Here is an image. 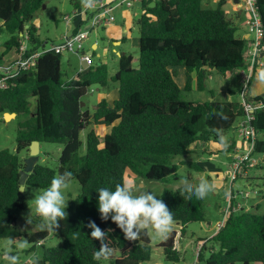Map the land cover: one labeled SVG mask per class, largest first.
<instances>
[{
  "label": "trees",
  "instance_id": "16d2710c",
  "mask_svg": "<svg viewBox=\"0 0 264 264\" xmlns=\"http://www.w3.org/2000/svg\"><path fill=\"white\" fill-rule=\"evenodd\" d=\"M45 1L0 0V31L9 34L0 63L8 52H12L8 61L12 60L24 43L27 52L45 45L47 40L40 37L32 22ZM225 1L217 0L214 7L206 8L202 0H143L136 21L140 34L138 56L134 59L130 53L121 54L114 73L105 63L95 62L86 68L81 66L74 77H68L61 67L63 53L47 51L37 58L33 68L19 70L6 80V86H0V119L5 112H14L18 118L15 150L0 149V238L23 236L29 245L27 250L33 251L49 234L57 235L62 243L46 248L36 259L38 264H101L103 259H94L100 242L90 236L91 220L109 233L112 256L107 260L111 264L150 260L148 231L144 229L136 241H129L111 220L102 221L96 190L114 188L125 180V173L151 181L177 178L178 164L172 161L175 156H184L181 164L200 171L203 168L195 159L185 158L232 152L235 140L229 132L245 114L240 100L219 101L212 91L210 100L182 98L194 79L197 89L203 90L214 71L225 76L247 66L244 54L250 39L247 43L237 35V27L226 16ZM256 1L264 25V0ZM75 20L73 32L88 22L84 17ZM82 51L76 54L81 57ZM179 67L185 71L183 88L175 79ZM1 75L4 72L0 71ZM255 75L254 71L246 98L264 101V94H249ZM113 84L118 96L112 102L102 99L93 110L81 105L91 86L108 89ZM254 115V155L260 161L252 168H264V107ZM97 125L108 131L99 135ZM221 135L228 140L226 149L221 146ZM33 140L61 144L58 165L53 168L37 161L23 177L25 164L20 153H28ZM248 168L244 165V172ZM64 171H72L71 179L80 184V192L67 203V218L60 221L56 232L39 229L25 233L16 223L25 208L20 185L46 189ZM182 186L164 188L158 198L164 195L175 209V222L183 233L188 223L205 221L206 216L202 199L186 197L180 191ZM261 198L264 201V190ZM34 220L40 223L39 217ZM175 235L172 231L159 243L166 259L174 261L179 259ZM197 258L200 264H264V211L260 212V203L249 210H233L231 205L223 224L202 244Z\"/></svg>",
  "mask_w": 264,
  "mask_h": 264
},
{
  "label": "rangeland",
  "instance_id": "374dc122",
  "mask_svg": "<svg viewBox=\"0 0 264 264\" xmlns=\"http://www.w3.org/2000/svg\"><path fill=\"white\" fill-rule=\"evenodd\" d=\"M83 0H46L39 11L34 15L32 22L37 27V33L43 40L50 42L55 40L58 37V34L65 29V23L63 17L66 14H71L73 5L76 2H82ZM202 6L206 8H212L215 6L213 0H202ZM230 4H226L225 8L229 9ZM1 26V25H0ZM134 36L139 35L138 29L135 27ZM9 38V34L5 31H0V54L5 50V42ZM94 33L91 31L89 33L88 40L83 45V50L88 51L90 42L93 41ZM106 51L102 52L101 51ZM129 52L133 57L138 56V47L131 46L129 47ZM94 58L96 61L105 60L108 61L111 67H117V57L116 62L114 59V54L111 52V43L107 38H103L99 41V48L94 51ZM12 57V52L6 53L2 58L3 62L8 61ZM94 59V60H95ZM136 63V62H135ZM61 67L67 73L68 77H74L81 67L80 54L65 52L61 56ZM239 72L237 70L231 71L230 78L225 79L222 75H219L214 71L213 76L217 80L216 85H212L210 82L206 85L205 89L199 90L193 84L191 89L188 91L182 92V98L188 101H204L209 100L211 91L214 94L216 100H240V86L241 82L238 79ZM175 79L178 85L183 88L184 80L182 75L185 73L182 72V69L175 70ZM258 82H255L256 80ZM239 81V84H238ZM255 82V83H254ZM254 83V85H253ZM240 85V86H239ZM254 86V92H260L264 90V79L254 77L251 87ZM239 87V91H238ZM98 90H102L97 85L91 86L87 93L82 98L83 103H85V108L93 110V106L98 101ZM229 90L232 93H229ZM228 91V92H227ZM30 105H34V100L30 99ZM18 118H7L4 120V117L0 119V149L7 148L10 151L15 150L16 146V130H17ZM237 124V123H236ZM235 124V125H236ZM92 126H89L86 131H88ZM97 132L99 135L104 134V130L96 126ZM108 129V128H107ZM233 129L229 132H233ZM62 145L58 143H42L40 146V152L37 155V161H41L44 164L49 165L50 167L55 168L58 165V157L61 151ZM82 154V153H81ZM24 159L28 156V153H20ZM80 155V154H79ZM255 157H259L256 156ZM190 159H195V156L188 157ZM184 159V156H175L172 161L178 164L177 178L169 176L162 181H151L141 178H136L130 176L128 173H125V180L132 179L135 180L138 184L142 185L141 190H151L157 197L162 193L164 188L167 189H176L177 187L183 185L185 177L190 178L193 182L198 183L201 177H204L209 180V182L215 185V190L210 193L206 198L202 199L203 209L206 216L205 221H193L187 224L185 231L182 233L180 230V225L175 222V228L172 231L176 232L174 245L179 253V259L174 261L166 259L165 254L163 253L162 248L159 246V243L165 240L167 237H162L156 233L152 226H148L146 230L148 231L150 237V244L152 246V254L150 260L143 261L140 264H200L198 262V251L201 249L203 243H207V239L215 233L216 226L220 225L224 220L225 215L228 212V208L232 205L238 210L240 207H243L247 210L252 208V204L260 203V212L264 211V201L261 199V190L255 187V192L257 194L256 198H251V195H248V191L252 190L253 186L248 183L246 174L242 172L238 175L232 183H230V176L228 175L226 169L220 170L218 172L209 173L208 169H205L204 172H200L189 167L186 164H181L180 161ZM217 158L210 159V163H215ZM25 164V162H24ZM245 169V168H244ZM204 170V168H203ZM248 177L253 176L255 173H264V168L250 167L247 170ZM23 177L26 174L23 168ZM211 174V175H210ZM225 180V182H224ZM22 191L23 200L25 208L17 216L16 223L19 227L25 231V233L34 232L39 229V222L35 221L34 218L38 217L35 213V198L37 195L42 193L45 189L39 187H25ZM263 190V189H262ZM80 192V184L76 179H71L70 187L66 192V199L68 201L71 198L77 196ZM232 192V195H231ZM231 200V204H230ZM68 203V202H67ZM241 203H244L242 205ZM240 206V207H238ZM30 219L32 220V225L27 223L26 217L30 214ZM40 220V218H39ZM62 243V238L57 235L49 234L46 239L35 245L33 251H28V243L26 239L21 236L18 238H0V264H8L6 255L8 253H14L19 257V264H28L26 262H33L35 259H40L42 253L46 248L57 246ZM117 252L114 251V256ZM101 264H111L109 260H102ZM239 264V263H237ZM259 264V263H254Z\"/></svg>",
  "mask_w": 264,
  "mask_h": 264
},
{
  "label": "clouds",
  "instance_id": "9594fccd",
  "mask_svg": "<svg viewBox=\"0 0 264 264\" xmlns=\"http://www.w3.org/2000/svg\"><path fill=\"white\" fill-rule=\"evenodd\" d=\"M261 76L264 77V73H261ZM220 143L223 148L228 147V140L223 135L220 136ZM72 176V171H64L55 176L50 186L36 196L35 213L40 218L39 227L42 230L56 232L60 228V221L67 218L66 192ZM142 187L135 180L128 179L116 184L114 188L101 187L96 190L100 219L115 223L129 241H136L148 226H152L162 237L169 236L175 228V209L164 195L158 198L151 190H141ZM24 190L27 189H21ZM214 190L215 185L204 177H201L198 183L185 177L180 191L188 198L195 196L197 199H204ZM30 216L31 211L26 220L32 225ZM88 227L91 229L90 236L100 242L94 259L107 260L112 256V248L108 244V231L102 230L91 220ZM6 259L8 264H19V257L14 253H8ZM33 264H38V261L34 259Z\"/></svg>",
  "mask_w": 264,
  "mask_h": 264
},
{
  "label": "built area",
  "instance_id": "2783aa9c",
  "mask_svg": "<svg viewBox=\"0 0 264 264\" xmlns=\"http://www.w3.org/2000/svg\"><path fill=\"white\" fill-rule=\"evenodd\" d=\"M142 1L143 0H83L79 9L75 8L71 14H66L63 17V20L70 26V29L62 32L55 42H45L42 48L30 52H27L29 48L27 44L24 43L19 46L12 60L0 63V71L4 72V75L0 76V86H6V80L16 75L19 70L33 68L36 65L37 58L44 52L77 53L78 51H82L83 45L86 40H88L91 31L103 28L114 20V15L112 13L113 8L122 4L131 8L134 4H139ZM238 2V7L248 13L250 47L244 54L247 66L245 69L240 70L242 87L239 94L245 114L235 126L237 136L243 142V149L235 154L232 163L228 166L227 173L230 176V182H232L238 174L244 172V165L252 167L260 161V158L254 155L257 132L252 122L255 118L254 112L264 107V101L252 102L247 100L245 95L251 75L257 68H261L264 65V25L256 0H238ZM83 17L86 18L88 22L83 27L73 32L71 23L76 21L75 18ZM28 37L29 34L25 31V38ZM82 52L81 59L85 62L87 67L93 65L94 59L91 43L88 51L83 50ZM244 174H246V172H244ZM234 209L236 208L234 207ZM222 224L223 221L220 225L216 226V230H218Z\"/></svg>",
  "mask_w": 264,
  "mask_h": 264
},
{
  "label": "crops",
  "instance_id": "0c3cea01",
  "mask_svg": "<svg viewBox=\"0 0 264 264\" xmlns=\"http://www.w3.org/2000/svg\"><path fill=\"white\" fill-rule=\"evenodd\" d=\"M104 1H106V0H104ZM213 1L216 2L217 0H213ZM238 3H239L238 0H226L225 4H224V9H225L227 18L237 27V35L239 37L246 39L247 43H249L250 35L248 33V13L246 11L240 9L238 7V5H239ZM80 4H81V2H76L73 5L72 11L75 8L79 9V7L81 6ZM226 4H230L229 9L225 8ZM112 13L114 15V20L109 25H107L103 28L93 30L95 39L93 41H91L90 43H91V49H92V54H93L94 51L99 48V41L103 38H107L109 40V42L111 43V52L114 54L113 60L115 62H116L115 59L117 57V67H118V57L121 54L130 53L129 47H131V46L138 47L139 46V40H140L139 35L140 34L137 35V37L134 36V33H133L134 30L133 29L135 27L138 29V25H137L136 21L141 16L142 10H141L140 4H138V3L134 4L131 8L126 7L124 4H122V5H119V6H116L115 8H113ZM76 22L77 21H75L74 23H71V27H73ZM69 29H70V26H68V24L65 23V29L62 30L58 34V36L62 32L69 30ZM138 32H139V29H138ZM249 47H250V43L247 46V50L249 49ZM102 52H106V51L103 50V51H101V53ZM136 58L137 57H134V59H136ZM93 59H95L94 56H93ZM80 61H83L81 59V57H80ZM95 62L97 64L102 62V63H105L106 65H108L111 74L117 70V67L116 68L111 67L109 62L105 61L103 59L100 61H96V59H95L94 63ZM245 64H247V61H245ZM179 68H181L182 72L185 73L184 68H182V67H179ZM179 68H177V69H179ZM238 72H239L238 79L241 82L240 70ZM261 73H264V69L257 68V70L255 71V74H256L255 77H257V78L259 77L261 79H264V77L261 76ZM75 75H76V73H74V76ZM230 75H231V72H228L223 77L225 79H228V78H230L229 77ZM182 78L185 81V75L184 76L182 75ZM208 81L213 86L217 84V80L213 75L209 77ZM239 81H238V84H239ZM258 81L259 80L257 79L255 82H258ZM193 83H194L193 85L197 88L195 79H194ZM254 83H253V85H254ZM238 91H239V87H238ZM230 93H232V91L229 90V93H227V95ZM249 94H250V96L254 97V96L259 95V94H264V90L260 91V92H256V91L254 92V86H253V87H251ZM117 96H118V90H117L116 85L113 84L108 89H102L101 91L98 90V97L97 98H98V101H100L102 99H106L108 102H112L113 100H115L117 98ZM227 100H229V99H227ZM221 101H224V100H221ZM96 104L93 106V108L96 106ZM83 105H85V103ZM97 126L100 127L101 129H103L104 133L108 131V129L102 125H97ZM97 129L98 128H96V126H95L96 131H97ZM230 136L235 140V146H234V149L232 150L231 153H225V154L221 153V154H217V155H213V156H207V157H204V156L196 157L195 161L198 164V166L201 168H204V170L202 169V170H200V172H204L205 169H208L209 173L218 172L220 170H225V169H226V171H228V166L232 163L235 154L238 151H241L243 149V142L236 135L234 128H233V132L230 134ZM40 146H41V144H40ZM212 158H217L215 163H210V159H212ZM185 159H188V157ZM246 177L248 178L247 179L248 183L253 186L252 190H249L247 193H248V195H251L252 199L256 198L257 194L255 192L254 186H256V188L259 190V193H260V190H262V189L264 190V174L255 173L253 176L248 177L247 172H246ZM224 182H225V180H224ZM241 204L244 205V203H241ZM257 204H259V202L252 204L251 207H253ZM26 263L31 264V262H26Z\"/></svg>",
  "mask_w": 264,
  "mask_h": 264
},
{
  "label": "water",
  "instance_id": "95a60500",
  "mask_svg": "<svg viewBox=\"0 0 264 264\" xmlns=\"http://www.w3.org/2000/svg\"><path fill=\"white\" fill-rule=\"evenodd\" d=\"M81 66L84 67V68L87 67V65L85 64L84 61H81ZM83 104L84 103L81 102V105H83ZM7 116L15 118L16 117V113H14V112H5L3 114L4 120H6L8 118ZM39 152H40V142L37 141V140H33L30 143V145H29L28 156L24 159V162H25L24 172H26V174L33 170V167H34L35 163L38 160L37 159V155L39 154ZM21 189H24V185L23 184H21L20 187H19L20 192H22Z\"/></svg>",
  "mask_w": 264,
  "mask_h": 264
},
{
  "label": "bare ground",
  "instance_id": "6f19581e",
  "mask_svg": "<svg viewBox=\"0 0 264 264\" xmlns=\"http://www.w3.org/2000/svg\"><path fill=\"white\" fill-rule=\"evenodd\" d=\"M8 118L10 117V116H7Z\"/></svg>",
  "mask_w": 264,
  "mask_h": 264
}]
</instances>
